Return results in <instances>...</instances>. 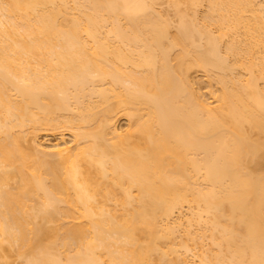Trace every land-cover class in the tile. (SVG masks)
<instances>
[{
  "label": "bare ground",
  "instance_id": "6f19581e",
  "mask_svg": "<svg viewBox=\"0 0 264 264\" xmlns=\"http://www.w3.org/2000/svg\"><path fill=\"white\" fill-rule=\"evenodd\" d=\"M60 131L70 142L36 143ZM13 257L264 264V0H0V264Z\"/></svg>",
  "mask_w": 264,
  "mask_h": 264
},
{
  "label": "rangeland",
  "instance_id": "374dc122",
  "mask_svg": "<svg viewBox=\"0 0 264 264\" xmlns=\"http://www.w3.org/2000/svg\"><path fill=\"white\" fill-rule=\"evenodd\" d=\"M206 3H204V5H205ZM161 5L163 6V2L161 3ZM161 5H159V7H161V9L159 8V10H163V12H162V14L163 13H165L166 15H164V16H167L168 15V17H169V14H170V19H171V16L173 15V13H174V10H173V8H172V10H171V6L168 4L167 5V2L165 3V1H164V5H166V6H161ZM202 6V7H205V6H207V5H205V6ZM166 7V8H165ZM169 8H170V10H169ZM166 9V10H165ZM201 10H199V16L198 17H200V19H201V17H203L204 16V12H206V10L205 9H207V7L206 8H200ZM165 10V11H164ZM201 11V12H200ZM204 11V12H203ZM168 12H169V14H168ZM204 14H203V13ZM172 13V14H171ZM202 13V15H200ZM175 15V14H174ZM172 16V20H173V22H174V20L176 19V17L175 16ZM197 71H199V72H197ZM195 72V73H194ZM194 72H192V73H194L193 75H192V80H194V81H192L193 82V85H194V83H195V85L193 86L194 88H195V91L197 92L196 94L201 98L202 96H203V98H201L202 100H204V101H206L207 103H214V105L213 106H215V103H216V101H217V99H215L214 97H217V94H218V92H219V90H220V88L217 90V88L218 87H220V85H218L217 86V84L215 83V80H213L212 78H210L209 77V75L208 74H206V73H204V72H202L201 70H196V71H194ZM211 79L213 80V84H212V82H210L211 81ZM214 86V87H213ZM213 87V88H212ZM200 90V91H199ZM199 91V92H198ZM217 91V92H216ZM212 92H214L213 94H211ZM202 95V96H201ZM212 95H214V97L212 96ZM219 96V95H218ZM206 99V100H205ZM215 101V102H214ZM210 104V105H211ZM117 117H119V116H117ZM115 120H117V121H115L116 123H115V128L117 129V131H118V133H121V134H125L126 133V131H128V129H129V127H130V121H129V118H127L126 116H121L120 115V117L119 118H116ZM131 122H133V121H131ZM25 130L27 131V129H24V133H26L25 132ZM27 134L29 135L30 133H28L27 132ZM62 134H64L63 135V139L65 140V141H69L70 142V140L72 139V136H71V133L70 132H67V131H60V132H57V135L56 136H53V135H48V134H44V133H40V135H38V137H37V139H36V143H40V144H43L44 146H48V145H52V144H54L55 142H57V141H60L61 140V135ZM33 135V134H32ZM27 137H29V136H27ZM31 137V136H30ZM33 137V136H32ZM34 138V137H33ZM28 139V138H27ZM29 140V139H28ZM31 140V139H30ZM37 140L39 141V142H37ZM33 142V141H32ZM25 143V142H24ZM50 143V144H49ZM25 144H27V143H25ZM30 144V143H29ZM48 144V145H47ZM28 145V144H27ZM29 146H31V145H29ZM15 186V185H14ZM188 210V209H187ZM183 214L185 215V217H186V215H187V211H186V209H183ZM177 214H179V213H177ZM177 214H175L176 216V218L175 217H173V218H175L174 220H177V219H179L180 217L181 218H183L184 217V215H180L179 214V216L180 217H178V215ZM189 214V213H188ZM183 216V217H182ZM188 216V215H187ZM184 217V218H185ZM187 218V217H186ZM185 218V219H186ZM173 220V221H174ZM183 221H184V219H183ZM190 258H192V257H190ZM11 260V262H13L14 264H18L19 263V261L21 262V260H18V258H16V257H13L12 259H10ZM191 260V259H190ZM192 260H193V258H192ZM191 260V261H192ZM198 260V259H197ZM197 260L194 258V260L193 261H196L197 262ZM19 264H21V263H19Z\"/></svg>",
  "mask_w": 264,
  "mask_h": 264
}]
</instances>
